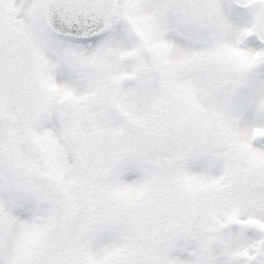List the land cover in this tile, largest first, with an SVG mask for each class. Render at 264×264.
<instances>
[{"label": "snow or ice", "instance_id": "6c2138e0", "mask_svg": "<svg viewBox=\"0 0 264 264\" xmlns=\"http://www.w3.org/2000/svg\"><path fill=\"white\" fill-rule=\"evenodd\" d=\"M0 264H264V0H0Z\"/></svg>", "mask_w": 264, "mask_h": 264}]
</instances>
